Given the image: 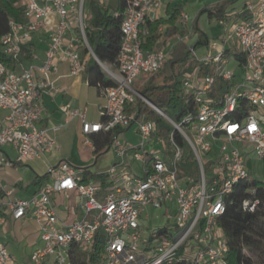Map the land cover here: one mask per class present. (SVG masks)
Instances as JSON below:
<instances>
[{"label":"built area","instance_id":"obj_1","mask_svg":"<svg viewBox=\"0 0 264 264\" xmlns=\"http://www.w3.org/2000/svg\"><path fill=\"white\" fill-rule=\"evenodd\" d=\"M98 1L103 7L109 2ZM21 2V20L11 18L8 30L0 36L1 51L15 63L12 68L0 62V166L14 167L59 150L49 132L60 126L38 124L44 111L41 98L44 93L59 91L51 75L60 61L68 62L71 76L85 72L82 51L86 50L114 82L97 87L104 98L98 106L100 119L89 120L86 109L69 103L59 108L65 123L73 118L79 120L85 142L95 133L111 136L117 160L108 175L119 174L117 183L103 189L100 180H84L82 168L62 160L47 167L46 180L30 196L15 198L11 191L4 190L10 217L31 218L38 229L43 246L32 251L30 260L35 264H73L80 252L84 257L101 239V258L96 264H162L189 244L195 248L194 263L223 264L228 244L215 218L223 213L225 199L235 184L251 179L250 154L264 162V0H247L244 18L222 19L220 35L208 43L210 50L205 56L198 58L195 48H189L193 64L201 62L209 67L203 75L198 67L185 73L183 92L192 97L196 110L178 123L163 115L133 86L140 75L145 76V82L156 74L170 57L169 50L145 47L150 37L147 23L156 17L162 0L126 1L115 63L101 61L88 44L85 0ZM52 16L54 29L43 58L31 52L24 65L25 48ZM182 17L188 18L186 14ZM177 38L183 41L187 36ZM238 52L244 54L243 63L236 56ZM237 67L243 73L239 81H234ZM213 87H219L221 92L218 104H212L208 95ZM138 100L173 126L169 146L163 127L141 115ZM131 126H135L139 141L127 145L115 130ZM174 131L180 135L181 143ZM7 146L14 151V157L3 153ZM184 146H189V159L197 166L195 180L179 168L184 163ZM128 153L141 163V176L131 173L125 157ZM207 154L213 156L209 179L204 169ZM0 189H4L1 182ZM245 192L242 208L264 211V177ZM148 207L165 209L173 218L168 225L179 228L178 232L170 229L173 237L167 233L162 240L153 239L157 240L155 246L153 240L149 241L152 230L145 233L141 223ZM0 264H17L1 240Z\"/></svg>","mask_w":264,"mask_h":264},{"label":"trees","instance_id":"obj_2","mask_svg":"<svg viewBox=\"0 0 264 264\" xmlns=\"http://www.w3.org/2000/svg\"><path fill=\"white\" fill-rule=\"evenodd\" d=\"M19 0H0V36L8 30V22L11 18L21 20L22 10L17 6ZM127 0H115L114 6L111 8L106 5L101 6L97 0H85L90 15L85 22V34L88 44L92 52L101 60L115 63L119 52L121 42L120 24L122 20V12L126 6ZM232 0H220L214 4L205 5L201 8V14L206 13L209 19H221L225 15V11ZM181 6L167 7L169 17L156 20L149 23V28L154 31L159 25L168 23L165 34L176 32L177 28L174 22L180 15ZM246 11L241 15L246 16ZM195 26V23H193ZM198 35V41L205 43L207 41L206 34L198 27L195 29ZM189 47L186 43L179 41L171 57L168 58L164 66L153 76H151L140 88L139 92L153 105L163 111L174 122H180L188 113H195L196 105L191 96L184 95L182 80L185 73H192L194 68L198 67L200 74H205L208 64L196 62L189 58ZM27 48H25L26 50ZM226 53H230L226 51ZM240 63L244 61V54L238 52L236 54ZM0 62L15 68V63L7 57L0 46ZM85 74L88 84L91 86H109L114 82L109 79L101 70L93 57L86 62ZM220 90L212 88L209 91V97L212 104H218L220 99ZM244 105V101L240 102ZM137 105L139 112L154 110L145 102L138 100ZM239 115H237L238 117ZM163 118L160 115L155 117L157 126H161ZM124 129H116L115 134H119ZM175 138L181 143V137L178 132L174 131ZM94 145V154H98L102 149L110 147L112 138L109 134L95 133L92 136ZM150 157H146L145 165L148 167ZM183 174H188L193 180L197 176V166L192 163L189 170H182ZM97 179L105 178L106 175L96 174ZM47 178L45 173L42 176H36L34 184L39 188ZM87 180V174L83 176ZM256 179H248L239 181L235 184L231 194L225 199L226 207L223 213L215 218L216 225L221 229L228 244V252L224 257L223 264H264V211L256 209L251 212L242 208V200L246 196L245 190L254 185ZM171 225V224H170ZM176 227V226H174ZM169 225L159 227L152 230L149 235V241L170 233ZM102 241L97 240L93 249L83 257L80 252L77 258L73 259V264H96L101 258ZM193 253H186L185 248L181 247L177 250L174 257L164 261L162 264H196L192 261Z\"/></svg>","mask_w":264,"mask_h":264},{"label":"crops","instance_id":"obj_3","mask_svg":"<svg viewBox=\"0 0 264 264\" xmlns=\"http://www.w3.org/2000/svg\"><path fill=\"white\" fill-rule=\"evenodd\" d=\"M189 0H162V5L157 13L156 17L152 20H149L147 25L149 27V23H153L159 19H167L169 15L166 10L168 6L172 8L177 6H181L182 10L180 15L174 22V26L177 28L176 32L172 34H165V31L168 28V23L159 25L154 31L150 30V37L145 45L146 48H162L165 50H169L170 57L178 44L179 40L177 37H185L187 38L182 42L186 43L190 47H194L195 49L198 47H205L206 54L210 50L208 49V43H210L213 39L218 38L221 32V24L220 21L223 20H238L239 18H244L241 13L243 12L244 4L247 0H232L230 1L225 15L217 20L215 17L209 19L206 13L201 14V9L197 10L195 15L192 17L185 11V6ZM201 4V8L205 5L214 4L220 0H195ZM186 14L188 18L186 20L183 19L182 15ZM204 15V21L210 27L208 32L205 29L200 28L198 25V21L201 16ZM195 23V26L193 25ZM55 24V16H52L46 24H44L33 36V39L29 46L27 47V57L23 60L24 65H26L30 58L31 52H35L40 59L44 56V51L46 49L47 42L49 40V36L54 29ZM196 27H198L201 31H203L207 36V41L205 43L198 41V35L195 31ZM70 34V33H69ZM69 36V35H68ZM189 47V48H190ZM205 56V55H204ZM82 57L86 60L90 58L89 53L84 50L82 51ZM51 78L55 80V85L59 88V91L54 94L44 93L42 95V104L44 106V111L42 115V119L38 123L40 126H50V125H59L58 130H50V135L56 140L59 145V150L47 153L41 159H35L23 163L21 165H17L14 167H1L0 166V182L2 184L3 190L0 189V217L3 218V222L0 223V239L4 236L6 238H12L10 231L7 229V226L10 224L17 222L21 227L26 226L30 222H34L33 219H21V220H13L9 213L7 206L4 204L6 202V196L4 190L11 191V194L15 198H24L33 194L39 188L34 184V179L38 174L31 173L32 166L35 162H42L43 167L45 169L49 165H56L59 161L66 160L73 164L82 165L83 176L87 174V179L89 180H100L101 186L103 189H106L109 186H112L114 183L119 181V174L117 175H108V171L112 164L117 160L116 153L114 152L113 145L110 147H106L102 149L98 154H94V145L92 142V136L89 137V141L85 142V137L80 132V123L77 118H73L67 123L64 122V117L62 112L60 111V106L63 104H71L73 107H76L80 110L86 109L87 118L91 121H96L100 119L98 113V106L104 103V98L101 94V91L96 86H91L88 84L87 77L85 72L77 77L71 76L69 74V64L65 61H60L58 63V68L56 73L51 75ZM145 78L142 79L138 88H140L145 82ZM148 80V79H147ZM93 88L95 89L93 91ZM92 111L91 115H96L95 118L92 116L89 117V111ZM141 115L146 118L145 111L141 112ZM103 135L102 133H100ZM118 138L122 140L127 145H133L138 143L139 135L135 131V126H131L129 128L124 129L118 134ZM149 147V146H148ZM84 149H87L90 154L83 152ZM108 152V164L106 166L101 167L99 170L95 171L91 169L90 166L96 164L99 160L103 159L105 155L102 156L103 153ZM3 153H6L10 157H14V151L9 147L3 148ZM107 154V153H106ZM130 157L133 156L128 153ZM89 157V160H86ZM129 162V161H128ZM92 165L89 166V164ZM14 173H19V176L16 179H11L9 175ZM104 174L105 178L97 179L95 178L96 174ZM45 174V173H44ZM44 174L38 175L42 176ZM62 196H57V200L61 201ZM146 209H154L148 207ZM165 209H163L164 211ZM146 211V210H145ZM166 213V210L164 211ZM145 212L142 214V219L145 217ZM36 225V224H35ZM37 235H38V229ZM39 237V235H38ZM32 253V252H31Z\"/></svg>","mask_w":264,"mask_h":264},{"label":"rangeland","instance_id":"obj_4","mask_svg":"<svg viewBox=\"0 0 264 264\" xmlns=\"http://www.w3.org/2000/svg\"><path fill=\"white\" fill-rule=\"evenodd\" d=\"M22 0H19L16 4L17 6L19 5L21 10H22ZM98 1V0H97ZM99 3V1H98ZM115 4V0H109L108 2V6H110L111 8L114 6ZM201 9V4L195 0H189L188 3L185 6V11L192 17L193 15H195V13L197 12V10ZM84 13H85V20L87 22V19L89 18L90 12L87 8L86 5H84ZM198 25L200 28L205 29L208 32V29L212 26L209 27L208 24H206V22L204 21V15L201 16V18L198 21ZM213 30V27H211ZM210 31L208 32L209 34H211ZM195 53L197 55L198 58L203 57L204 55H206V48L205 47H198L195 49ZM228 57H231L230 53L227 54ZM102 70V68H101ZM103 71V70H102ZM236 71L238 73V76L235 77L234 81H239L241 79V75H242V68L241 67H237ZM144 75H140L136 81L134 82L133 86L134 87H138L139 84L141 83L142 79L144 78ZM95 89L93 88V91ZM154 110V109H153ZM92 111H89V117H93L95 118L96 115H91ZM157 115H160L156 110H154L153 112L151 111H145V116L146 118L152 119L155 121V117ZM161 116V115H160ZM163 125H161L160 127H163L164 130V140L165 143L169 146L170 142H169V136L171 134V132L173 131V126L170 124V122L166 119H163L162 122ZM162 129V128H161ZM252 145H250L251 147ZM83 152H86L87 154H90L89 151L87 149H84ZM107 153V154H106ZM184 163L179 165L180 171H182L183 169L185 170H189L190 166L192 165V162L189 159V146H184ZM110 153L105 152L102 154L105 155V157H103V159L99 160L96 164L92 165V163L89 164L92 165L90 166L91 169H94L95 171L99 170L101 167L106 166L108 164V155ZM126 162L129 163L130 165V170L131 173L137 176H141L142 174V169H141V163L139 161L133 160L132 157H130V155H126ZM212 159L213 156H211L210 154H207L206 156H204V169L206 172V176L209 179L210 175L212 174L211 172V163H212ZM86 160H89V157H87ZM249 169H250V177L251 179H256V180H261L264 177V162L263 161H259L257 160V158H255V156L253 154H250V158H249ZM73 166H75L76 168H82L83 166L80 164H73ZM32 171L31 173L34 174H44L47 172V168L45 169V167H43L42 162L37 161L33 164L32 166ZM19 176V173H14L12 172L9 177L13 180L16 179ZM165 211V210H164ZM163 209H146L145 211V217L141 220L142 223V227L143 230L145 231V233H150L151 230H155L159 227L165 226L169 223H171L173 221L172 217H169L167 213H164ZM15 221V220H14ZM176 225H169V227L172 229V231L174 232H178L179 228ZM7 229L10 231L12 238H6V237H2L0 240L6 245L8 251L14 255V257L16 258L17 264H35L30 260V255L31 252L36 249L37 247H42L43 243L41 242L40 238L37 235V230H36V225L33 222L28 223L26 226L21 227L19 225V223L14 222L12 224H10L9 226H7ZM190 242H188L189 244ZM192 243V241H191ZM157 244V240H153L152 241V245L155 246ZM193 251H195V248H193L192 246L186 245L185 248V252L186 253H192Z\"/></svg>","mask_w":264,"mask_h":264},{"label":"water","instance_id":"obj_5","mask_svg":"<svg viewBox=\"0 0 264 264\" xmlns=\"http://www.w3.org/2000/svg\"><path fill=\"white\" fill-rule=\"evenodd\" d=\"M149 103H150L151 105H153L151 102H149ZM161 113L167 117V115H166L163 111H161Z\"/></svg>","mask_w":264,"mask_h":264}]
</instances>
